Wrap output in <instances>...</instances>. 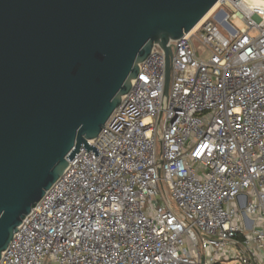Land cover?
Segmentation results:
<instances>
[{
	"label": "built area",
	"instance_id": "obj_1",
	"mask_svg": "<svg viewBox=\"0 0 264 264\" xmlns=\"http://www.w3.org/2000/svg\"><path fill=\"white\" fill-rule=\"evenodd\" d=\"M218 4L171 42L168 95L154 45L0 264H264V6Z\"/></svg>",
	"mask_w": 264,
	"mask_h": 264
},
{
	"label": "water",
	"instance_id": "obj_2",
	"mask_svg": "<svg viewBox=\"0 0 264 264\" xmlns=\"http://www.w3.org/2000/svg\"><path fill=\"white\" fill-rule=\"evenodd\" d=\"M220 0H0V260L22 221L132 88ZM235 1V0H234Z\"/></svg>",
	"mask_w": 264,
	"mask_h": 264
},
{
	"label": "rangeland",
	"instance_id": "obj_3",
	"mask_svg": "<svg viewBox=\"0 0 264 264\" xmlns=\"http://www.w3.org/2000/svg\"><path fill=\"white\" fill-rule=\"evenodd\" d=\"M249 2V1H248ZM250 3V2H249ZM221 7H223L230 15H233L236 12V9L228 4L227 6H221L220 4H217L209 13L208 17H212L216 11H218ZM230 23L234 25L237 29L242 30L243 28L246 27L245 23H243L239 19H230ZM228 264H237L236 261L231 260L228 262Z\"/></svg>",
	"mask_w": 264,
	"mask_h": 264
},
{
	"label": "bare ground",
	"instance_id": "obj_4",
	"mask_svg": "<svg viewBox=\"0 0 264 264\" xmlns=\"http://www.w3.org/2000/svg\"><path fill=\"white\" fill-rule=\"evenodd\" d=\"M245 1H247V2L249 1L251 3V5L264 6V0H245ZM208 15H207V17H208Z\"/></svg>",
	"mask_w": 264,
	"mask_h": 264
}]
</instances>
